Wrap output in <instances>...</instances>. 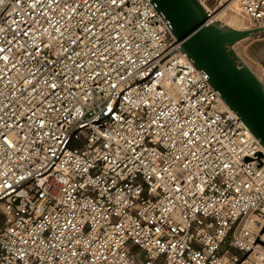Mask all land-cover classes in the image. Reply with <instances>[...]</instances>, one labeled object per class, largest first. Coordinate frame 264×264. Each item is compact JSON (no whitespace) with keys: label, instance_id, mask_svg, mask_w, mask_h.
I'll return each instance as SVG.
<instances>
[{"label":"built area","instance_id":"2783aa9c","mask_svg":"<svg viewBox=\"0 0 264 264\" xmlns=\"http://www.w3.org/2000/svg\"><path fill=\"white\" fill-rule=\"evenodd\" d=\"M89 3L0 0V264H264L260 140L152 0Z\"/></svg>","mask_w":264,"mask_h":264},{"label":"water","instance_id":"95a60500","mask_svg":"<svg viewBox=\"0 0 264 264\" xmlns=\"http://www.w3.org/2000/svg\"><path fill=\"white\" fill-rule=\"evenodd\" d=\"M152 1L170 21L182 50L199 69L208 73L225 103L264 146V82L234 49L240 41L264 33V28L238 30L209 22L199 0ZM258 242L264 245L260 238Z\"/></svg>","mask_w":264,"mask_h":264},{"label":"rangeland","instance_id":"374dc122","mask_svg":"<svg viewBox=\"0 0 264 264\" xmlns=\"http://www.w3.org/2000/svg\"><path fill=\"white\" fill-rule=\"evenodd\" d=\"M233 10H236V8L233 7ZM243 19L244 23H246L244 24V28L249 29L252 25L251 22L246 17ZM218 23L222 26L230 27L227 25V21L221 20ZM235 51L241 57L242 61L264 82V33L240 41L236 45Z\"/></svg>","mask_w":264,"mask_h":264},{"label":"bare ground","instance_id":"6f19581e","mask_svg":"<svg viewBox=\"0 0 264 264\" xmlns=\"http://www.w3.org/2000/svg\"><path fill=\"white\" fill-rule=\"evenodd\" d=\"M236 8V10L232 9ZM237 6L235 4L229 5L225 4L223 7L219 8L212 14V21L219 22L221 20L227 21V25L231 28H235L238 30H245L247 28H244V16L237 13ZM247 22V21H246ZM243 27V28H242Z\"/></svg>","mask_w":264,"mask_h":264},{"label":"snow or ice","instance_id":"6c2138e0","mask_svg":"<svg viewBox=\"0 0 264 264\" xmlns=\"http://www.w3.org/2000/svg\"><path fill=\"white\" fill-rule=\"evenodd\" d=\"M36 2L39 4V3H41V0H36ZM53 2H58V0H53ZM94 2L99 5L98 10L101 11L103 13V15L107 16L108 13H107V9L105 8L104 0H94ZM72 3H73V5H75V0H72ZM115 3H116V0H110V4H115ZM77 7H71V11H73L74 13L79 15L80 13L77 12ZM83 7L84 8H90L91 7V4L89 3V0H83ZM92 20L93 21H97L98 20V18L95 16V12H93ZM78 23H80L82 25L83 31L86 34H91L92 29H89L87 27V25L84 24L83 19H81ZM93 26L94 27H106V25H104L103 21H98V23H95ZM25 35H27V32H25ZM3 51H4V49L0 48V52H3ZM52 74H53V76H55V71H53ZM50 87L55 88L56 85L52 84V85H50ZM184 135L186 136V135H188V133L185 132ZM197 139H199V137H197Z\"/></svg>","mask_w":264,"mask_h":264}]
</instances>
